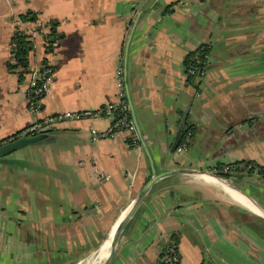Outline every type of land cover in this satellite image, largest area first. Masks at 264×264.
I'll list each match as a JSON object with an SVG mask.
<instances>
[{
	"label": "crops",
	"instance_id": "crops-1",
	"mask_svg": "<svg viewBox=\"0 0 264 264\" xmlns=\"http://www.w3.org/2000/svg\"><path fill=\"white\" fill-rule=\"evenodd\" d=\"M28 11L35 21L20 20ZM51 20L62 36L46 51ZM17 29L33 43L23 79L6 66ZM204 43L195 87L184 59ZM42 64L53 81L35 116L28 84ZM118 66L155 172L188 170L151 184L107 264H153L164 235L180 264H264V174L225 170L264 167V0H0V142L40 116L117 101ZM184 121L193 132L172 151ZM110 122L65 120L0 158V264L93 262L152 176L138 135L91 138ZM16 162L32 174L14 176Z\"/></svg>",
	"mask_w": 264,
	"mask_h": 264
},
{
	"label": "built area",
	"instance_id": "built-area-1",
	"mask_svg": "<svg viewBox=\"0 0 264 264\" xmlns=\"http://www.w3.org/2000/svg\"><path fill=\"white\" fill-rule=\"evenodd\" d=\"M194 68L190 73H194ZM199 77L204 75L203 71H196ZM117 78V101L107 103L95 110L84 111H63L60 113L40 116L35 119L31 124L24 127L18 136H30L39 133H47L52 131L59 123L65 120L82 119V118H97V117H110L111 122L106 129L99 130L94 126L89 127L90 136L93 140L110 138L118 131L125 130L130 133V139L136 140L137 134L132 118L129 117V107L125 97L123 70L118 66L115 71ZM53 81V70L47 64H42L38 69L31 72L28 84V101L27 108L35 116L42 113V99L49 91ZM190 133H187L184 141L177 146V150L185 148ZM232 167L240 169L258 168L246 162L234 163V165H226L225 170L229 171ZM106 174L102 173L104 177ZM153 264H180V255L177 248V243L168 235H164V246L162 247L158 258Z\"/></svg>",
	"mask_w": 264,
	"mask_h": 264
},
{
	"label": "trees",
	"instance_id": "trees-1",
	"mask_svg": "<svg viewBox=\"0 0 264 264\" xmlns=\"http://www.w3.org/2000/svg\"><path fill=\"white\" fill-rule=\"evenodd\" d=\"M21 21H35L37 19V14L33 11H28L24 14L19 15ZM58 22L56 20H51L49 22L50 30L46 34V51H51L53 43L62 36V33H58L56 30ZM11 50H12V61H8L6 66L9 70H18L19 78L23 79L24 73L28 72V54L30 50L33 48L32 40H30V35L27 34L24 30L17 29L14 32V35L11 39ZM210 52L209 44H201L195 50L191 51L188 55H186L184 59V69L189 82L193 83L195 87H197L198 83H195L196 78L199 77V74H196V71L205 72L208 55ZM194 68V73H190L191 69ZM131 118L130 112L128 113ZM186 121L182 124V131L180 135V143H182L187 136V132H193L192 126H186ZM190 132V134H191ZM18 133L12 135L13 137H17ZM131 141V139H128ZM245 162V161H240ZM246 163H250L247 161ZM222 167V166H221ZM220 165H217L216 169H221ZM258 173L264 174V167H257Z\"/></svg>",
	"mask_w": 264,
	"mask_h": 264
},
{
	"label": "water",
	"instance_id": "water-1",
	"mask_svg": "<svg viewBox=\"0 0 264 264\" xmlns=\"http://www.w3.org/2000/svg\"><path fill=\"white\" fill-rule=\"evenodd\" d=\"M127 47H128V43H127ZM127 47H126V51H127ZM128 98V107H129V112L131 114L132 117V121L133 124L135 126V130L136 133L138 135V138L142 144V147L145 151V154L148 157L149 163H150V167H151V172H152V176L151 178L145 183V185L143 186V188L141 189L140 193L138 194V196L136 197V199L134 200V202L130 205V207L126 210V214L123 217V219L121 221H119V224L117 226V228L115 229V231L113 232V234L111 235V240L109 243V249H108V253L103 261V264H107L108 261L110 260L113 250H114V246L116 244V240L118 235L120 234L122 228L124 227L125 223L127 222V220L129 219L131 213L133 212V210L136 208V206L142 201L144 194L146 193V191L150 188L151 184L157 180L158 178L165 176V175H170L173 173H178V172H183L186 171L188 169H171V170H167V171H163L162 173H156L155 169H154V165H153V160H152V156L150 154V151L144 141V139L142 138V135L140 133V129L134 114V109H133V105L132 102L130 101V97L129 95H127ZM186 114V113H185ZM186 115H184L185 117ZM180 134H181V129H179L175 135V138L171 144V150L175 151L177 146L179 145L180 142ZM49 132L47 133H39L36 135H30V136H17V137H11L7 140L1 141L0 142V158L3 156H6L12 152H14L15 150L26 146V145H30V144H34L40 141H43L47 138H49ZM248 174H246L244 176V178H247ZM239 178L235 180V183H241L244 179Z\"/></svg>",
	"mask_w": 264,
	"mask_h": 264
},
{
	"label": "bare ground",
	"instance_id": "bare-ground-1",
	"mask_svg": "<svg viewBox=\"0 0 264 264\" xmlns=\"http://www.w3.org/2000/svg\"><path fill=\"white\" fill-rule=\"evenodd\" d=\"M125 214L122 216V218L120 219V221L123 219V217L125 216ZM118 224H117V226H118ZM117 226L114 228L113 232L115 231V229L117 228ZM113 232H112V234H113ZM110 240H111V236H110V239L108 240V242L105 244V246L102 247L101 250H99V252H96V254L94 255V258H93V262L91 264H99L101 261H103L105 259L106 255L108 253Z\"/></svg>",
	"mask_w": 264,
	"mask_h": 264
},
{
	"label": "rangeland",
	"instance_id": "rangeland-1",
	"mask_svg": "<svg viewBox=\"0 0 264 264\" xmlns=\"http://www.w3.org/2000/svg\"><path fill=\"white\" fill-rule=\"evenodd\" d=\"M34 153V152H33ZM9 155V154H8ZM12 155H14V154H12ZM7 156V155H6ZM13 157V156H12ZM33 158V157H32ZM250 164V163H249ZM20 164H19V162H16V168H15V170H14V176H18V175H20L21 177H22V172H21V170L20 169H24V172L26 171L27 172V174H28V176H30L31 174H32V168L29 166V165H22L21 167H20V169L18 168V166H19ZM32 169V170H31ZM24 175V174H23ZM29 179H30V177H29ZM35 179V178H34ZM32 182V181H31ZM34 183L36 182V181H33Z\"/></svg>",
	"mask_w": 264,
	"mask_h": 264
}]
</instances>
